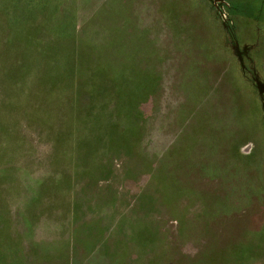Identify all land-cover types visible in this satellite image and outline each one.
<instances>
[{"label":"rangeland","instance_id":"374dc122","mask_svg":"<svg viewBox=\"0 0 264 264\" xmlns=\"http://www.w3.org/2000/svg\"><path fill=\"white\" fill-rule=\"evenodd\" d=\"M225 2L0 0V264H264V0Z\"/></svg>","mask_w":264,"mask_h":264},{"label":"flooded vegetation","instance_id":"af4514ba","mask_svg":"<svg viewBox=\"0 0 264 264\" xmlns=\"http://www.w3.org/2000/svg\"><path fill=\"white\" fill-rule=\"evenodd\" d=\"M210 1L212 2V4L214 5L215 9L217 10L219 16H221L222 20L224 21L223 18H226V15H225V6H224V4H226L225 0H210ZM223 27L226 28L228 34H232L234 36L233 27L228 26V25H224V24H223ZM235 41H236V39H235ZM233 45H235V43H233ZM252 77L253 78L255 77L254 79L257 80V76L253 75ZM259 87H264V85H257L256 84V89L258 88L257 91H258V95L261 98V105H262V108H263L262 110H263V113H264V104H263V102H264V94L261 93V91H260L261 89H259Z\"/></svg>","mask_w":264,"mask_h":264}]
</instances>
